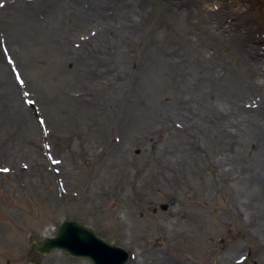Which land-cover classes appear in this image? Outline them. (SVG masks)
<instances>
[{
	"label": "rangeland",
	"instance_id": "374dc122",
	"mask_svg": "<svg viewBox=\"0 0 264 264\" xmlns=\"http://www.w3.org/2000/svg\"><path fill=\"white\" fill-rule=\"evenodd\" d=\"M125 1L0 0V264H89L32 244L76 218L126 264H264V55L205 12L264 0Z\"/></svg>",
	"mask_w": 264,
	"mask_h": 264
},
{
	"label": "water",
	"instance_id": "95a60500",
	"mask_svg": "<svg viewBox=\"0 0 264 264\" xmlns=\"http://www.w3.org/2000/svg\"><path fill=\"white\" fill-rule=\"evenodd\" d=\"M168 204H162L163 210ZM156 211V210H155ZM55 236H45L33 242L35 250L48 255L55 250H63L76 257H87L93 264H126L129 251L108 242L80 220L68 219L61 222ZM38 258L29 264H41Z\"/></svg>",
	"mask_w": 264,
	"mask_h": 264
},
{
	"label": "bare ground",
	"instance_id": "6f19581e",
	"mask_svg": "<svg viewBox=\"0 0 264 264\" xmlns=\"http://www.w3.org/2000/svg\"><path fill=\"white\" fill-rule=\"evenodd\" d=\"M166 5L171 7L174 10L182 9L183 6H186V9L189 10L190 3L193 1H199V0H164ZM225 2L226 0H222ZM244 3H249L251 0H242ZM135 4V0H126L125 5L126 7H133ZM128 9V8H126ZM205 12L207 14V19L209 22V28L211 31H213L217 35H223L225 36L228 31L229 35H235L236 33L241 34L240 38V47L241 52L245 55L246 62L252 66L251 71L253 74H259L260 70L255 68V64L260 61V55L264 53H261L260 50H262V46H264V31L258 30L259 27H257L255 23V19L253 16H245L241 20L238 17H234L233 20L228 19L227 17H214L212 15L213 10L211 7L205 6ZM131 22L133 20L131 19L130 15L128 18ZM252 31H249L251 30ZM262 42V44H261ZM250 48L253 50V52L250 51ZM264 51V50H263ZM254 65H253V64ZM263 70V69H261ZM19 86H14V91H18Z\"/></svg>",
	"mask_w": 264,
	"mask_h": 264
},
{
	"label": "flooded vegetation",
	"instance_id": "af4514ba",
	"mask_svg": "<svg viewBox=\"0 0 264 264\" xmlns=\"http://www.w3.org/2000/svg\"><path fill=\"white\" fill-rule=\"evenodd\" d=\"M75 258V257H74ZM85 259H87V258H85ZM88 260V259H87ZM89 261V264H92V262L90 261V260H88Z\"/></svg>",
	"mask_w": 264,
	"mask_h": 264
}]
</instances>
